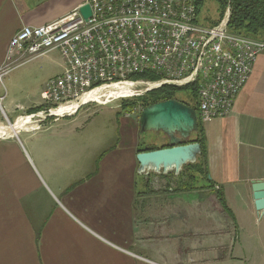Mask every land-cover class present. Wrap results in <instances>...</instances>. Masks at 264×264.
Listing matches in <instances>:
<instances>
[{"label":"crops","instance_id":"1","mask_svg":"<svg viewBox=\"0 0 264 264\" xmlns=\"http://www.w3.org/2000/svg\"><path fill=\"white\" fill-rule=\"evenodd\" d=\"M85 1L0 0V65L19 29L57 20ZM6 79L0 126H11L0 137V264H186V246L176 241L184 237L180 202L192 191L139 190L142 175H150L137 172L139 120L124 114L129 148L117 159L102 156L94 169L87 144L65 142L73 130L55 126L65 116L36 129L14 126L38 106L17 103L21 81ZM203 135L212 186L199 193L223 192L228 211L221 207L219 228L234 234L230 244L229 236L221 241L231 246L224 256L252 257L254 250L264 264V212L255 209L252 187L264 182V54L230 113L203 123Z\"/></svg>","mask_w":264,"mask_h":264},{"label":"built area","instance_id":"2","mask_svg":"<svg viewBox=\"0 0 264 264\" xmlns=\"http://www.w3.org/2000/svg\"><path fill=\"white\" fill-rule=\"evenodd\" d=\"M199 1L86 0L80 6L89 5L87 19L78 6L52 22L22 27L9 40L0 81L11 68L52 50L61 54L63 70L41 91L47 110L15 123L27 118L36 129L48 117L73 115L78 106L69 107L94 101L101 88L129 83L154 84L145 91L196 86L201 122L227 116L264 54V41L230 33L229 9L216 25L197 23ZM145 73L158 79H129ZM10 126H0V137Z\"/></svg>","mask_w":264,"mask_h":264},{"label":"rangeland","instance_id":"3","mask_svg":"<svg viewBox=\"0 0 264 264\" xmlns=\"http://www.w3.org/2000/svg\"><path fill=\"white\" fill-rule=\"evenodd\" d=\"M215 11V3L211 0H205L200 12L201 20L206 24H208V22L210 23L215 19ZM62 64L63 61L59 51L52 50L44 55L11 68L2 79L4 81L6 80L5 82L7 83L8 79L6 78L9 76L13 81H16V79L21 81L19 85L22 87L18 86L14 89L18 94V99H16L17 103L26 107L36 104L38 107H36L35 111L39 110L37 112H41L47 110V107L43 105L41 91L47 81L55 78L61 73ZM137 80H142L143 82L155 81L149 76L148 78ZM142 87V91L133 92L131 95L110 96L86 104L84 103V105L82 104L76 109L73 115L65 116L67 119H60L54 124L60 128L73 130L71 135L67 134L64 136L65 142H77L83 145L87 144L89 147L88 159L94 161L93 167L95 169L102 156L105 160L117 159L121 156L122 147L126 149L129 148L128 145L130 141L125 137L128 131L124 126V122L128 121L125 119L124 114L134 116L138 123L141 111L146 107L141 98L148 92L145 91L147 89L145 84H143ZM194 87L196 93L195 99L198 103V88L196 86ZM175 96L181 100L187 101L190 107H192L193 101L190 98L191 96L192 98L195 96L191 94L190 89L178 90L175 92ZM26 111L29 110L26 109ZM50 118L52 117H48L43 121L47 123L51 120ZM200 124L202 127L203 122ZM166 137L167 136L162 132L153 131L137 134L140 147H145L149 144H155L159 147L163 144H167L168 139ZM195 137L196 133L191 132L185 141L187 143L194 142L193 140ZM97 147L102 148V150H94ZM149 173L150 175H142L140 179L141 181L143 180L139 188L142 192H144V190L159 191L167 189V187L175 189L179 183L185 180L184 178L182 180L180 177L177 178L169 174L174 173L173 171L168 172L167 174L169 175L164 174L165 176L154 172ZM194 175L198 180V182H194V186L200 184L205 185L206 181L200 174L194 172ZM146 183L149 187L145 186ZM199 190L201 189H192V199H185V202H180V205H184V210L182 209V213L179 215L184 225V237H181L183 240L179 239L176 242L186 246V256H184V261L187 259L186 264H259V259L253 252L254 248H252V251L250 247L247 248V250L250 249L252 251V257L246 256L245 258L242 257L237 259L224 256L230 251L231 246L228 245L227 247L225 243L221 244V241L224 242L225 236H229V244L233 242L234 239L231 238V236H234L233 230L227 232L219 228L221 225L220 222L223 221H221L222 205L217 198V189L201 191L200 193ZM208 192H210V194ZM210 200L212 204L205 209L206 202L209 203ZM169 201H172V199ZM185 203H188V206H185ZM167 221L171 223L172 218H168ZM188 247L192 248V250Z\"/></svg>","mask_w":264,"mask_h":264},{"label":"water","instance_id":"4","mask_svg":"<svg viewBox=\"0 0 264 264\" xmlns=\"http://www.w3.org/2000/svg\"><path fill=\"white\" fill-rule=\"evenodd\" d=\"M79 11L85 19L90 15L88 4L80 6ZM159 87L156 86L150 90ZM139 129L141 133L162 132L168 138L166 147L137 152L139 174L149 172L167 174L173 171L177 175L184 165L195 162L201 152L197 141L189 143L185 141L190 133L197 129L196 109L177 100H165L143 108L139 116ZM252 187L255 209L262 213L264 212V182H255Z\"/></svg>","mask_w":264,"mask_h":264},{"label":"trees","instance_id":"5","mask_svg":"<svg viewBox=\"0 0 264 264\" xmlns=\"http://www.w3.org/2000/svg\"><path fill=\"white\" fill-rule=\"evenodd\" d=\"M205 0H200L197 6L196 11V22L203 25V26H213L218 24L226 11V9H229L230 15L228 20V31L232 34L244 36L251 39L256 40H263L264 41V0H211L216 5V16L215 19L212 20L210 23L206 24L204 21L201 20L200 12L203 7ZM151 77L153 80H157V77L151 76L147 73L141 74V75H132L129 77L131 80H137L141 78H148ZM181 89H190L191 94H193L195 97L192 98V108L198 110V103L196 101V93H195V87L193 85L183 86V87H176L173 85H163L159 88L152 89L148 92H146L142 99V102L145 106L152 105L157 102L165 101L174 99L181 103H184L188 106L189 103L187 101L181 100L175 96V92ZM197 103V104H196ZM195 105V107H194ZM36 108L34 109V112ZM200 120L197 117V129L195 131L196 137L193 141H197L200 144L201 152L197 156V160L195 163H188L183 166L182 170L179 174L173 176L177 178H183L185 179L183 182L179 183L178 186L175 188V191H192V189H203L206 187H211L212 184L208 180V171H207V150L203 135V126L201 127ZM167 144H163L161 146H156L155 144H149L145 147L139 148L138 152L143 150H154L161 147H166ZM193 172V174H192ZM195 173H198L204 178L205 185L200 184L198 186H194V182L197 181ZM167 174V175H169ZM162 176H165L161 174ZM196 182V183H197ZM148 186V184H145ZM170 188V187H169ZM167 187V189H169ZM172 189V188H171ZM217 198L222 207L228 211V208L226 206L224 195L221 189H217Z\"/></svg>","mask_w":264,"mask_h":264},{"label":"bare ground","instance_id":"6","mask_svg":"<svg viewBox=\"0 0 264 264\" xmlns=\"http://www.w3.org/2000/svg\"><path fill=\"white\" fill-rule=\"evenodd\" d=\"M145 84L147 86H154V84L151 83H129V84H118V85H112L109 88H101L98 90L99 96H95L93 98L94 101L99 100L100 98H105V97H110V96H126V95H131L133 92H137V91H142L143 87L142 85ZM147 88V87H146ZM89 100H83L82 102H80L78 105L73 104L71 107H69V109H73L75 107H79L81 104L87 103ZM77 107V108H78ZM60 113V112H59ZM16 125L14 126H28V127H32L31 122H29L27 120V118H23L22 122L18 121L17 123H15ZM27 128V127H26Z\"/></svg>","mask_w":264,"mask_h":264}]
</instances>
